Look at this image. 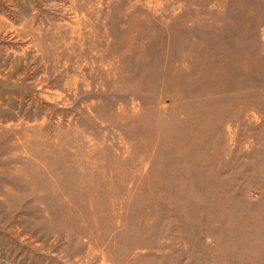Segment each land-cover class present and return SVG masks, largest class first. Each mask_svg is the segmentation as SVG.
I'll return each mask as SVG.
<instances>
[{
    "label": "rangeland",
    "instance_id": "obj_1",
    "mask_svg": "<svg viewBox=\"0 0 264 264\" xmlns=\"http://www.w3.org/2000/svg\"><path fill=\"white\" fill-rule=\"evenodd\" d=\"M0 264H264V0H0Z\"/></svg>",
    "mask_w": 264,
    "mask_h": 264
}]
</instances>
